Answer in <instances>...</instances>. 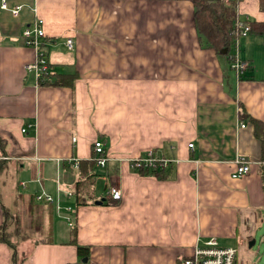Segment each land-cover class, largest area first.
<instances>
[{"label":"crops","instance_id":"1","mask_svg":"<svg viewBox=\"0 0 264 264\" xmlns=\"http://www.w3.org/2000/svg\"><path fill=\"white\" fill-rule=\"evenodd\" d=\"M6 3L9 9L0 0V264H12L2 226L16 220L21 194L34 195L44 211L51 206L48 231L75 228L70 238L35 246L22 264H178L210 238L239 252L240 239L264 223V142L240 113L243 107L264 123V35L242 38L248 67L238 75L200 38L189 0ZM238 13L264 21L260 0H240ZM37 16L48 83L26 69L35 49L22 33ZM59 74L76 75L54 85ZM96 139L108 161L91 189L103 203L77 205L79 161L92 158ZM148 151L178 160L167 178L129 165ZM237 155L251 160V170L233 178ZM110 185L121 198H110ZM41 192L53 203L38 201ZM78 244L89 246L87 261Z\"/></svg>","mask_w":264,"mask_h":264},{"label":"trees","instance_id":"2","mask_svg":"<svg viewBox=\"0 0 264 264\" xmlns=\"http://www.w3.org/2000/svg\"><path fill=\"white\" fill-rule=\"evenodd\" d=\"M194 6L195 24L200 38L204 44L213 48L217 53L225 55L227 59L232 63L231 55L234 53L236 39L238 37L237 21L239 19L238 3L240 0H232L229 3L223 0H189ZM260 9L264 10V0H260ZM251 27V31L264 35V21H250L247 20ZM226 50L225 53L222 50ZM76 74H59V79L54 80V85H70L74 81ZM47 75H45L46 77ZM57 77V76H56ZM50 80L45 79L41 82L48 83ZM241 116L249 118L253 123L256 135L264 142V123L245 112L243 107L240 109ZM1 144L3 141L0 140ZM99 167L96 159V154L93 151L91 159L79 161L78 172L80 179L74 186L75 202L77 205L89 203L88 199H91L92 203L96 201L95 196L90 194L91 180L99 174L97 168ZM166 168H151V169H139L138 172L142 175H154L157 178L165 179L168 174ZM137 170V169H136ZM21 199L23 209L26 210L33 218L36 214H40V217L44 220L46 214H49L51 220L53 218V210L50 206L48 211L42 209V205L35 201L34 195H24ZM4 215L7 214V208ZM17 221L16 228H10L3 222L2 226V240L7 243L11 248L12 264H22L31 253L35 246L40 243L52 242V230L48 231L47 236L36 237L31 234H27L24 231L23 224L20 222V217L15 214ZM74 228V227H73ZM27 240H30L27 241ZM79 257H86L89 255L88 245H77ZM178 264H184V258L179 259Z\"/></svg>","mask_w":264,"mask_h":264},{"label":"built area","instance_id":"3","mask_svg":"<svg viewBox=\"0 0 264 264\" xmlns=\"http://www.w3.org/2000/svg\"><path fill=\"white\" fill-rule=\"evenodd\" d=\"M223 1L229 3L232 0ZM1 6L4 9H9L6 0H2ZM19 9L20 6H15L10 10L12 13L16 14L19 12ZM43 24L44 20L37 16V18L24 29L22 36L24 37L25 44L35 49V58L27 63L26 69L28 71H34L37 78L44 80L46 78L45 75L49 74V60L40 44V38L46 35ZM236 25L238 29V37L236 39L234 53L231 55V66L237 74L240 75L248 67V63L240 57L241 40L250 33L251 27L246 19L240 17ZM66 43L69 49H73L72 38H68ZM240 126L245 127L246 123L241 121ZM25 130L26 128H23V131ZM189 146L193 147V143H190ZM93 151L96 154L98 165L105 167L108 161L105 151V143L102 140L96 139L93 142ZM175 161L178 160L157 156L153 151H148L144 154L136 155L128 159L129 165L137 170L156 167L166 168ZM233 164L235 165V169L232 173L233 178L242 177L248 174L251 170V160L245 156L237 155ZM108 193L111 199L121 198V189L114 185H110ZM68 195L72 196L73 192L69 191ZM36 199L45 203H53L54 201L53 197L46 192L37 194ZM57 208L60 209L62 207L58 204ZM64 210L66 212L65 218L72 226L74 224L73 213L75 212V207L72 205L64 206ZM237 255L238 249L236 247L220 246L216 238H210L204 244L196 245L192 254L184 258V264H237Z\"/></svg>","mask_w":264,"mask_h":264},{"label":"rangeland","instance_id":"4","mask_svg":"<svg viewBox=\"0 0 264 264\" xmlns=\"http://www.w3.org/2000/svg\"><path fill=\"white\" fill-rule=\"evenodd\" d=\"M97 170H101V168H97ZM99 189V188H98ZM97 189V192H98ZM92 196L96 195V191L93 189L90 191ZM25 197L21 194L19 196V202L15 203L14 213L20 217V222L23 224L24 232L27 234H31L36 237L47 236L48 229L47 223L40 217V214H36L35 218H33L29 213L27 214L26 210L23 209V205L21 203V199ZM8 217H12L11 214ZM8 229L16 228L17 221L10 222L8 220ZM73 227H68L65 224V228L63 232L58 233L57 231L52 235V239L54 237L55 240H65V238H70L74 235ZM255 240L253 244L252 241ZM239 244L241 245L237 259V264H264V223H258L257 230L253 232V235L248 239H240Z\"/></svg>","mask_w":264,"mask_h":264},{"label":"water","instance_id":"5","mask_svg":"<svg viewBox=\"0 0 264 264\" xmlns=\"http://www.w3.org/2000/svg\"><path fill=\"white\" fill-rule=\"evenodd\" d=\"M223 51H226V50L224 49ZM95 203H99V204L103 203V200H97V201H95ZM254 242H255V240H253L251 244H253ZM83 261H87V257H84Z\"/></svg>","mask_w":264,"mask_h":264}]
</instances>
